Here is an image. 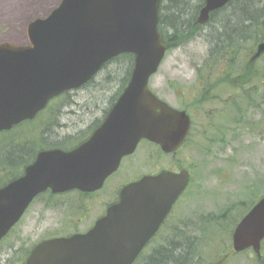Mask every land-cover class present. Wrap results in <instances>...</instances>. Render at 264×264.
<instances>
[{"label":"water","instance_id":"95a60500","mask_svg":"<svg viewBox=\"0 0 264 264\" xmlns=\"http://www.w3.org/2000/svg\"><path fill=\"white\" fill-rule=\"evenodd\" d=\"M163 0H61L45 17L31 21L26 44L0 43V132L33 120L61 94L82 88L123 54L135 57L131 79L102 125L72 151H42L23 177L0 189V241L32 200L52 190L85 193L101 189L141 141L176 154L191 130V117L150 89L168 46L159 33ZM232 0H205L198 23ZM264 55L261 43L252 58ZM190 173L162 171L127 185L119 203L87 234L51 239L27 264H133L190 183ZM145 231L149 236L131 234ZM264 240V197L237 226V252L260 253Z\"/></svg>","mask_w":264,"mask_h":264},{"label":"rangeland","instance_id":"374dc122","mask_svg":"<svg viewBox=\"0 0 264 264\" xmlns=\"http://www.w3.org/2000/svg\"><path fill=\"white\" fill-rule=\"evenodd\" d=\"M59 2L60 0L32 2L29 10L36 11L29 13L28 22L22 23L19 10L25 5L23 0H0V43L26 44L27 23L45 17ZM197 2L199 0H189L192 7L187 6L184 17L186 26L189 25L187 23L190 22L197 8ZM167 5L168 3H165V6ZM168 26L166 25L165 32L172 36L174 30ZM198 31L197 36L180 45L175 43V46L168 50L158 73L150 81L152 91L159 98L174 108L188 109L193 118L191 141L175 156L161 155L156 147L146 143L141 144L136 153L123 162L117 181H124L132 176L158 173L165 169L174 170L179 165L191 170L192 184L179 203L173 219L175 223L204 228V234L197 231L194 235L196 240L203 238L201 245L197 243L195 246L201 251L202 245L211 240L203 224L208 223L211 217L218 218L221 222V218L226 221L227 217L231 218L235 215L228 220L229 223L226 222L224 227H227L231 222L237 221L238 216L244 211V206H249L264 194V133L262 131L257 134V132L253 138L248 137L241 127L240 130L236 128V131L224 136L222 130L224 125L234 128L233 123L237 118H235L236 112L230 106H226L225 100L230 93L226 88L216 93L217 98H207L199 106H193L197 99L202 98V90L198 89V73L203 71L209 54L206 36L211 29L210 26H204ZM129 64L131 62L128 60H116L102 69L87 86L70 92V98L62 104L63 107L66 106L58 117L60 128L58 130L57 127L55 128L57 131L54 135L57 140L69 136H75L77 143L87 140L92 130L104 120L112 102L118 98ZM257 66L264 68V58ZM258 94L262 96H260V104L263 109V86L260 87ZM221 113V117H217ZM254 116L257 120L262 117L261 113ZM249 117L252 119V116ZM210 123V126L216 125L215 128L210 129ZM34 125L35 123L28 124L16 130L15 134H20L22 131L29 132ZM53 126H56L55 122L52 123ZM207 128L210 130L205 133L207 137L205 140L203 131ZM4 150L0 149V151ZM17 173H19L18 169L14 174ZM0 177V185H2L6 182L4 178L6 176L1 174V170ZM8 180L12 179L8 178ZM116 184L115 178H110L107 184L109 190ZM252 190L253 192H250ZM107 201H110L108 194L83 199L76 193L64 195L60 222L54 212H51L46 214V222L42 227L37 229L35 220L30 219L20 228L18 236L23 238L30 236L32 240L37 241L45 232L62 236L65 233H74L77 229L83 231L96 220V216L104 209ZM80 219L82 221L78 222ZM208 226L213 228L210 232L211 236L217 233V236H220V231L215 230L217 228L215 224ZM224 234L225 231L222 235ZM9 242L10 240L5 243ZM13 243L16 241L13 240ZM6 248L4 244L0 245V252H4ZM21 248H27L25 243ZM243 261L239 260V263L245 264ZM0 264H8L5 256L0 257Z\"/></svg>","mask_w":264,"mask_h":264},{"label":"trees","instance_id":"16d2710c","mask_svg":"<svg viewBox=\"0 0 264 264\" xmlns=\"http://www.w3.org/2000/svg\"><path fill=\"white\" fill-rule=\"evenodd\" d=\"M165 3H168V5L165 6ZM204 3L205 0H199L197 2V8L193 12L190 22L188 21L187 23L189 25L186 26L184 17L187 13V6L192 7L190 6L189 0H163L160 8L159 32L163 36L164 42L169 49L173 45L175 46V43L180 45L198 35L200 27L196 23V19ZM209 23L211 32L206 36L209 44V54L204 63L203 71L198 73V89L202 90V98L197 99L193 103V106H199L207 98H217L218 94L216 93L218 92L217 88L219 85L217 81L223 80L226 83L223 86L224 89L230 90L235 88L237 90L239 98L237 102L230 105V108L236 111L237 120L240 122L238 123V130H240L241 124L245 122L252 129L253 134L256 135L257 132L259 134L262 132L261 128L264 127V107L261 109V95L258 94L260 87H264V68L258 67V63L254 65H248V63L250 62L249 58L255 52L258 44L264 42V0H234L227 8L216 12ZM166 25H169L168 28L174 30L172 36H169L165 32ZM251 32L253 34L249 36ZM121 59L128 60L131 64H129L123 80L120 94L131 79L135 61L133 55L125 54L113 59L108 64ZM258 83L260 84L258 85ZM251 85L252 89L250 88ZM253 85L255 86L254 88ZM68 98H70V93L63 94L60 98L53 100L45 112L41 113L34 121L22 123L16 127L17 129L15 128L11 132H3L0 134V149H5L4 151H0V170L1 174L3 173L6 176L4 178L14 179L20 176L22 174V167L32 162L39 150L52 147L71 150L84 142L77 143L75 136L57 140L54 135L55 127L57 126L52 127V123L56 120L53 118L54 112L61 114L62 109L66 106L63 107L62 104ZM114 102H112V105ZM109 110L105 113V117ZM51 112H53V115ZM257 113H261L262 120H256L257 115L253 117ZM249 116H252L253 119H249ZM56 117L58 118V116ZM32 123H35V125L29 129V132L22 131L20 134H15L16 130ZM101 123L102 121L92 131H95ZM246 125L241 129L246 130ZM229 134L231 133H224V136ZM192 136L193 134L191 138ZM16 144H19V146H16ZM21 144H28L29 146L26 149H21ZM13 145H15V149L17 148L16 150H10V146ZM17 169L19 173L14 174ZM260 198L254 200L249 206H244V214ZM227 219L229 220L230 218L227 217ZM227 219L226 222H228ZM221 220L224 221L222 218ZM240 220L234 221L233 223L237 224ZM208 223L220 222L218 218L211 217ZM233 230L232 228L230 233ZM210 238L211 244L213 245L218 239V236L210 235ZM198 254L201 253H190L186 261L187 264H195Z\"/></svg>","mask_w":264,"mask_h":264},{"label":"flooded vegetation","instance_id":"af4514ba","mask_svg":"<svg viewBox=\"0 0 264 264\" xmlns=\"http://www.w3.org/2000/svg\"><path fill=\"white\" fill-rule=\"evenodd\" d=\"M233 1L234 0H232L228 5H226V7L212 12L210 14V18H209L208 23H206L205 25H200L198 23V18H199L201 10L205 6V3H204L203 7L199 11V15L196 19L197 20L196 23L199 25L200 28H202L204 26H209L210 25L209 22L211 21L212 17L215 15V13L219 12L221 10H224ZM250 34H253V32L249 33V36H250ZM256 49H255V51H256ZM254 54H255V52H253L252 56L249 58L250 62L248 63V65L249 64H252V65L257 64L258 62H260L264 58V56H262L261 59L253 62V61H251V59L254 56ZM222 66H224V65H222ZM217 83H219L217 91L224 90L223 86L226 83L223 80H218ZM128 84H129V82H128ZM125 88H124V90H125ZM250 88L252 89V85ZM124 90L121 92V94L124 92ZM228 91L230 92V94L228 95V97H226L227 98L225 100L226 106H230L231 104H234L235 102H237V100L239 98L237 95V90L235 88L230 89ZM60 97L61 96L57 97L56 99H58ZM240 98H242V97H240ZM50 103L47 105L46 109L48 108ZM115 103L116 102H114V104ZM114 104L111 106V108L114 106ZM177 110L186 111L189 114V116L191 117V131H190L189 137L186 140V142L184 143V145L177 151V153H178L179 151L184 149L189 144V141H190V138L192 135V131H193V118H192L191 114L189 113L188 109L185 108V109H177ZM43 112H45V111H43ZM51 114L53 115V112H51ZM221 115H222V113L219 114V116H217V117H221ZM56 116L59 117V114L54 112L53 118L56 119L55 125H57L56 127L58 130V128H60V126H59L60 125V122H59L60 118H57ZM235 118H236V116H235ZM252 119H253V117H252ZM261 120H262V117H261ZM238 123H240V122H238V120L236 118V120L233 123L234 128L232 126L227 127L226 125H224V129H222V128L221 129L224 131V133H228V132L231 133L233 131H236V128L238 129V127H239ZM249 123H248V125H249ZM252 123H253V120H252ZM210 125H211V123L209 124V126ZM245 125H246L245 122H243L240 127H243ZM215 126L216 125L212 124V126H210V129H211V127L215 128ZM210 129L207 128L206 131H203V134H204L203 136H204L205 140L207 139L205 133L209 132ZM57 130H55V131H57ZM261 130L264 133V127L261 128ZM244 131H245L246 135H248V137L251 136L253 138L255 135L252 133L253 132L252 129H250L247 125H246V130H244ZM91 135L92 134H90V136L87 138V140L91 137ZM87 140H85V141H87ZM143 143H146L148 145L156 147L158 152L160 151L159 154L167 155L161 151V148L158 145L150 143L148 141H142L138 145V147ZM203 144H205V143H203ZM16 146H19V144H16ZM27 146H29V145L28 144H21V149H24V148L26 149ZM14 147H15V145L10 146V150H16L17 149V148L15 149ZM138 147H137V149H138ZM18 148H20V147H18ZM75 148H73L71 150H74ZM49 149L51 150V149H57V148L52 147ZM71 150H64V151H71ZM39 152H40V150L38 151V153ZM38 153L35 155V158L32 162H30L26 166L22 167V174L20 176H18L17 178H14L12 180H8V181H7V178H5L6 182L4 184L0 185V189H3L4 187L9 185L13 181L24 176L25 169L34 163V161L37 158ZM176 154H169V155L175 156ZM130 157H132V155L125 157L122 160L119 169L115 173H113L110 177H108L106 179V181L104 182V185L101 189H99L95 192L84 193V192L76 190V191L71 192V193L61 194V193H53V191L49 189V190L37 195L32 200V202L29 204L28 208L25 210L21 219L14 225V227L9 231V233L0 241V245L4 244L5 246H7V248L4 250V252L3 251L0 252V257L5 256L7 258L8 264H27V260L31 256L32 252L41 243L48 241V240H51V239L62 238V237L68 238V237H72V236L77 235V234H87L88 232H90L95 227L97 221L104 218L107 215L109 208L112 205H115V204L120 202L121 192L127 185H129L131 183L138 182L146 176H156L159 173H161L162 171H170V172L178 174L183 170H187V171H189L190 176H191V181H190L187 189L178 198V200L176 201V203L172 207L171 211L165 217V219L162 221V223L160 224V226L156 230V232L150 236L148 241H146L143 249L139 252V254L136 257L133 264H187L186 261L188 260L190 253L192 254V253H197V252H200L201 254H198V257L196 259L195 264H240L239 260H244L245 264H264V240L261 242L259 254L256 253L253 248H248V249H245L243 251L237 252L234 248V241H233L234 232H235L237 226L242 221V219L253 209V207L257 204L258 201L253 205V207L246 214H244L245 209H243L244 210L243 213L240 214L238 216V219H237V220H239V219H241V220L237 224L236 223L234 224L233 222H231L229 224V226H227V227H224L227 223H229V222L226 223V221L225 222L223 221L220 223H205V224H203L202 226L206 227V229L208 231V232L206 231V233L208 234L209 237H210V232L213 231L212 230L213 228H211V226H208V224H210V225L215 224L217 226V228L215 230L220 231V236H218V239L216 240L215 244L212 245L211 240H209V242L207 244L202 245V250L199 251L198 249L195 248V246H197V243H200L203 240V238L196 240L194 238V235L197 231H201L204 234V228H202V227L196 228L197 226L191 227L185 223H178V222L175 223L174 219H173L179 203L181 202L182 198L185 196L186 192L188 191V189L191 185V182H192L191 170H189L187 168H183L182 166L179 165V167L177 169H174V170H166L165 169V170L159 171L158 173L143 174L141 176H134V177L132 176V177H130L124 181L122 180L119 182V181H117V175L121 171V167H122L123 162ZM110 178L111 179L115 178V182L117 183L114 186V188H112L111 190H109L108 185H107ZM257 189H258V187H257ZM250 192H253V190ZM73 193H78L77 195L82 199L86 198V197H91V196L94 197L96 195L108 194L110 201H107V203L105 205L106 207L104 206V209L96 216V220H94L91 223L89 228H87L83 231H80L79 229H77V231H75L74 233H65L62 236L56 235V233L46 234V232H45L42 237L37 239V241L32 240V238L30 236H27L26 238H23L22 236H21L22 237L21 238L18 236L20 228L22 226L26 225L25 223L29 222L30 219L35 220L36 227H37V229H39L46 222V214H50L51 212H54V215L57 216V219H59V222H60V213H61V207H62V203H63V197H64V195L73 194ZM263 197H264V195L261 198H263ZM226 215H229V214L226 213ZM230 215H232V214H230ZM232 216H235V215H232ZM225 217L226 216L224 214V218ZM240 217H242V218H240ZM81 221H82V219H80L78 222H81ZM232 228L234 230L232 231V233H230ZM223 231H225L224 235H222ZM217 234H215V236H217ZM137 236L138 237H145V236H149V233H147L145 231H138V233L131 234L130 238L127 239V243L133 242L134 237H137ZM12 237H14V238H12ZM9 240H10L9 243H5L6 241H9ZM13 240L16 241V243H13ZM24 243L27 246V248H21ZM29 243H31V244H29ZM200 245H201V243H200Z\"/></svg>","mask_w":264,"mask_h":264},{"label":"crops","instance_id":"0c3cea01","mask_svg":"<svg viewBox=\"0 0 264 264\" xmlns=\"http://www.w3.org/2000/svg\"><path fill=\"white\" fill-rule=\"evenodd\" d=\"M22 1V0H21ZM33 3H35L37 0H30V1H26V0H23V4H25V5H22V7L20 8V10H19V13H20V15H21V21H22V23H24L25 21H27V20H30L29 18V13H35V11L36 10H34V11H32L31 12V10H29V7L31 6V3L32 2ZM25 8V9H24ZM28 22V21H27ZM27 24H29V23H27ZM28 26V25H27Z\"/></svg>","mask_w":264,"mask_h":264},{"label":"bare ground","instance_id":"6f19581e","mask_svg":"<svg viewBox=\"0 0 264 264\" xmlns=\"http://www.w3.org/2000/svg\"><path fill=\"white\" fill-rule=\"evenodd\" d=\"M26 1H30V0H26Z\"/></svg>","mask_w":264,"mask_h":264}]
</instances>
